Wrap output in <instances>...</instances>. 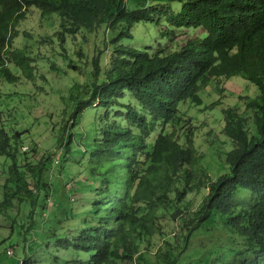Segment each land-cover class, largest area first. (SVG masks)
I'll list each match as a JSON object with an SVG mask.
<instances>
[{
	"label": "trees",
	"instance_id": "16d2710c",
	"mask_svg": "<svg viewBox=\"0 0 264 264\" xmlns=\"http://www.w3.org/2000/svg\"><path fill=\"white\" fill-rule=\"evenodd\" d=\"M135 1L140 2L0 0V76L5 80L19 81L23 71L34 77V56L16 45L19 22L27 19L28 11L59 15L55 35L61 41L67 33L95 34L92 66L84 88L79 83L69 95L60 141L71 153L75 134L87 137L77 146L92 151L86 167L94 180L87 183L86 194L90 186L95 188L87 209L93 216L86 217V226L73 240L59 243L92 251L90 264L134 260L140 251L138 240L151 241L161 229L159 209L179 206L188 193L207 186L189 224L198 228L220 216L225 228L243 238L244 246L235 255L241 257L234 264H264V0H145L131 6ZM173 1L182 4L174 7ZM161 15L168 24L160 31L163 36L171 39L176 26L199 32L159 50L125 42L124 38H134L139 22H159ZM238 73L255 82L260 93L240 95L246 102L244 111L224 108L233 147L225 155L227 170L212 178L195 145L194 127L177 129L181 120H190L179 104L188 99L203 102L199 91L211 79ZM90 107L95 108L96 133L88 126L86 132L75 127ZM21 132L0 126V152L12 160L1 205L10 204L13 196L36 201L37 188L27 172L39 175L42 166L21 164ZM36 183L40 185L39 179ZM168 245L151 264H177Z\"/></svg>",
	"mask_w": 264,
	"mask_h": 264
},
{
	"label": "rangeland",
	"instance_id": "374dc122",
	"mask_svg": "<svg viewBox=\"0 0 264 264\" xmlns=\"http://www.w3.org/2000/svg\"><path fill=\"white\" fill-rule=\"evenodd\" d=\"M140 2H131L130 5ZM172 4L178 7L182 2L173 1ZM27 16L25 21L19 22L21 30L16 45L26 48L34 56V77H28L24 71L16 82L0 76V126L23 131L20 133L22 153L19 155L22 165L28 161L42 167L39 175L31 170L27 172L28 180L37 188L33 194L35 203L31 199L20 200L13 196L10 204L1 205L5 197L3 185L10 175L12 160L0 152V264H90L92 251L78 249L74 245L67 247L59 241L73 240L78 229L86 226V217L93 216L87 209L91 207L93 200L90 202L89 199L93 197L95 188L90 186L88 197L86 194L87 183L93 179L88 176L86 167L92 151H84L77 146L79 141H85V135L75 134L71 153L66 152L60 141L64 136L62 125L67 118L64 108L68 101L71 102L69 95L77 90L79 83L84 88L92 66L95 34L83 30L75 35L67 33L65 40L61 41L55 35L60 29L59 15L42 16L38 9H34L28 11ZM161 29H168L164 15L160 16L159 22H139L134 28V38L124 39L138 47L149 46L151 50H159L173 41L183 43L187 37L199 32L176 26L170 39L160 33ZM10 65L20 74L14 61ZM199 92L203 102L195 103L190 99L180 102L181 113H186L190 120H181L177 129L181 130L183 125H186L185 130L189 126L194 127L195 145L203 155L202 163L209 169L211 177L217 178L227 170L225 155L233 147L226 133L228 118L224 108L231 105L246 110V102L240 95L255 96L260 93V88L242 73L221 74ZM97 104L98 101L94 105ZM92 109L95 110L94 107L86 109L81 116V124L75 126L80 131L86 132L88 126L92 133H96L98 124ZM100 110L97 111L99 117V112L103 111ZM69 130L67 128L66 138ZM38 179L40 185L36 183ZM207 190V186H202L188 193L179 206L160 208L161 229L151 235V241L138 240L141 255L138 252L135 257L140 256L134 260L119 258L117 262L107 264H135L136 260L137 264H151L169 248L168 243L172 244V257L176 256L177 264H234L241 257L235 258L236 253L244 246L241 234L228 226L225 228L220 216L213 222H203L198 228L189 224ZM9 247L14 249L13 255L7 252Z\"/></svg>",
	"mask_w": 264,
	"mask_h": 264
},
{
	"label": "built area",
	"instance_id": "2783aa9c",
	"mask_svg": "<svg viewBox=\"0 0 264 264\" xmlns=\"http://www.w3.org/2000/svg\"><path fill=\"white\" fill-rule=\"evenodd\" d=\"M7 252L10 254V255H13L14 254V249L12 247H9L7 249Z\"/></svg>",
	"mask_w": 264,
	"mask_h": 264
}]
</instances>
